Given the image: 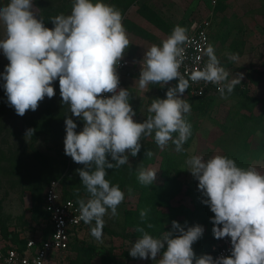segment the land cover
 Masks as SVG:
<instances>
[{"label":"clouds","instance_id":"obj_1","mask_svg":"<svg viewBox=\"0 0 264 264\" xmlns=\"http://www.w3.org/2000/svg\"><path fill=\"white\" fill-rule=\"evenodd\" d=\"M34 8L33 0H8L0 6V25L5 32L0 50L9 61L0 78L7 103L23 117L28 110L36 111L45 97L55 96L53 82L59 80L62 103L84 122L83 130L77 133L71 115L65 119L64 152L83 165L76 171L88 193L87 199L77 200L79 215L73 221L90 225L91 236L102 242L104 217L109 210L112 217L117 216V208L125 199L119 186L106 179V169L128 164L129 155L139 154L142 137L153 134L159 148L171 142L177 153L185 151L183 145L192 135L186 119L192 105L182 96L190 87L189 81L217 85L226 99L225 90L231 94L243 74L228 81L229 72L209 44L203 52L207 63L185 78L179 70L186 60V47L193 40L187 28L176 25L160 45L146 49L138 85L145 90L149 84L164 87L173 80L178 84L168 88L165 99H153L150 115L136 122L129 102L131 94L119 88L117 67L130 43L121 10L104 0H72L70 14L52 17L54 27L48 28ZM227 55L232 62L238 60L237 54ZM106 93L111 95H103ZM32 135L34 129H26L25 138ZM145 155L150 158L153 153L149 149ZM185 165L199 182L201 202L214 213V237H230L231 254L197 256L193 244L202 238L204 228L199 224L185 227L174 220L171 230L159 238L137 227L141 235L130 247V256L151 258L155 264H264V173L251 165L240 167L221 154L207 160L193 155ZM136 171L141 185H152L156 179L157 171L152 168L141 166ZM148 211H140L141 221ZM33 264H41V260Z\"/></svg>","mask_w":264,"mask_h":264},{"label":"rangeland","instance_id":"obj_2","mask_svg":"<svg viewBox=\"0 0 264 264\" xmlns=\"http://www.w3.org/2000/svg\"><path fill=\"white\" fill-rule=\"evenodd\" d=\"M155 1L104 0L105 3L115 5L116 8L120 9L123 15V25L130 24L129 26L132 28H134L133 22L125 18L130 8L137 7L135 8L136 12L141 14L145 8L154 7ZM190 1L191 5L187 2V11H190L193 21L207 15L215 19L218 27L212 26L210 34L212 39L219 38V34L220 38H223V32L219 33L218 30L223 31L226 28L222 30L219 29L220 26H234L229 29L233 40L230 41L231 38L229 37L221 40L222 45L220 46L225 51L221 60L233 67L229 69L237 71L229 73L232 76L231 79L237 78L239 72L243 74L241 81L249 82L248 96L253 99L244 100L237 92L226 93V99L218 96L215 99L201 100L190 96L188 93L186 98L183 97L192 105L187 118L190 119V124L194 126L191 128L193 129L192 135L183 145L185 151L177 153L171 142H169L170 146L167 145L170 147V152L178 154L176 162L167 169L172 173L171 177L178 179L182 186L176 199H173L174 202L176 200L177 202L182 200L187 202L188 184L194 188L193 184L198 183L185 165V160L188 157L198 155L207 160L216 154L224 155L223 152L226 149L239 148L241 151L237 145L243 147L245 139H247L250 148L257 147L264 141V0ZM93 2L95 3L96 0ZM160 2L167 5L168 0H160ZM7 3L8 0H0V6H5ZM33 3L38 18L39 16L42 17L45 26L48 28L54 27L51 22L52 17L61 13L68 15L72 7V0H33ZM157 3L159 4V2ZM180 4V0H178V3L171 4V8L176 9V5L181 7ZM134 15H136L135 12ZM4 35V28L0 25V39ZM133 48L129 44L127 51L129 50L128 55L131 56L134 66H136V63H141L135 61V57H133L135 53L130 52ZM148 48L150 47H143L144 53ZM229 53L239 54L238 60L230 61L227 55ZM132 60L130 59V61ZM8 63L9 61L3 55V51L0 50V73H3ZM135 79H137L136 84L129 88L131 89L129 90L131 94L130 103H144L158 93H162L161 87H156L155 93L152 94L154 88L152 89L149 85L147 89L141 90L138 85L139 77H135ZM58 82V79L53 82L54 88L59 87ZM3 83L4 81L0 78V231L3 234L6 232L14 233L18 235V240H24L28 237L39 239L45 237L50 228L43 210V196L52 179L58 177L65 179L64 185L61 183L64 197L70 196L76 201L81 198H88V193L76 171L83 165L75 163L64 152L65 119L71 114L69 106L62 103L60 92H56V99L52 105L54 122L50 125V129H47V121L41 120L39 121V123L42 122L40 128L43 129L39 132L38 128L34 131V135L25 138L26 129H34L33 125H28L30 117L27 113L23 117L17 115L14 108L8 105ZM135 91H137V96H135ZM156 98L165 99L166 97L161 94ZM236 102H239V107L236 106ZM134 111L136 112L134 117L136 122H143L149 116L147 110L138 108ZM36 114L39 117L38 111ZM246 115L249 116L246 118L244 117ZM71 118L77 124V133L82 131L84 122L74 115ZM173 135L175 137V134ZM227 144L229 147L223 148ZM141 145V150L137 156L129 155L128 164L118 169H106V179L112 185L119 186L122 184L121 191L124 192L125 199L117 208V216L112 217L109 210V214L104 217L105 227L102 242L92 237L90 225L84 224L72 237L70 247L65 254L64 264H102L103 258L109 256L116 258V264H124L125 259H134L128 251L138 238L132 235L134 229L126 225L124 212L127 208L135 210L139 191L132 187L129 175L131 171L136 172L137 168L141 166L156 168L157 171L162 169L166 162V159L161 161L162 157H158L163 149L155 143L154 134L152 137H142ZM149 149L152 153L155 151L154 158L157 162H150V159L146 157L145 153ZM109 159L111 158L109 157ZM250 165L264 173V153L258 158H250ZM68 175H71L70 181L67 179ZM119 176L123 177L120 182L116 179ZM164 179V174L157 172L156 185H161ZM155 183L153 182V184ZM174 183L171 182L170 186L176 187ZM129 189H131L130 192ZM94 224L93 221L92 226ZM122 239L127 241L128 251L123 249ZM206 254H209L208 251Z\"/></svg>","mask_w":264,"mask_h":264},{"label":"built area","instance_id":"obj_3","mask_svg":"<svg viewBox=\"0 0 264 264\" xmlns=\"http://www.w3.org/2000/svg\"><path fill=\"white\" fill-rule=\"evenodd\" d=\"M211 28L210 16L192 21L187 34L193 44L186 47V60L179 70L185 78H188L192 70L202 69L207 63L208 57L203 55V52L210 44ZM131 65L132 62L124 54L117 67L119 88L126 89L120 76L130 77ZM189 83L188 91L193 97L204 98L219 93L218 86L212 83ZM103 95L110 96L111 93ZM78 207L74 200L63 198L60 179H52L44 191V208L50 224L47 236L39 239L28 238L24 244L17 245L4 240L0 233V264H33L35 260H41V264H64L72 237L85 224L83 221H73L79 215ZM230 249V237L219 239L218 243L212 245L211 255L214 258L228 256L231 254Z\"/></svg>","mask_w":264,"mask_h":264},{"label":"trees","instance_id":"obj_4","mask_svg":"<svg viewBox=\"0 0 264 264\" xmlns=\"http://www.w3.org/2000/svg\"><path fill=\"white\" fill-rule=\"evenodd\" d=\"M219 60H220L221 65L226 69L228 64L225 62L223 63L221 59ZM234 72H237V71H234ZM240 73L241 72L237 74H240ZM231 78L232 76L229 74L228 81H231L232 80ZM58 86H59V82H58ZM249 87H250L249 82L246 83V82L241 81L240 83H237L235 85L233 92H237L242 98H244V100L249 101L250 99H253L252 97L248 96ZM54 89H55L54 97L52 98L45 97L39 103V107L36 110L39 112V117L37 116L38 113L36 114V111L28 110L26 112L30 117L28 121V125H31V126L33 125L34 131L39 128V132H40L43 129V128H40L41 126L40 124H42V122L39 123V121L41 120L47 121V124H48L46 125L48 126L47 129H50L51 127L50 125L52 124V122H54L53 121L54 113L52 111L53 110L52 105L54 104V101L56 99V92L58 93L60 92V87H55ZM226 93H227V90H225V94ZM218 96H221L220 93L210 95L207 98L201 97L198 99H201V100L215 99ZM235 104L237 107H239V102H236ZM248 116L249 115H246L244 117L247 118ZM187 121L190 123V119L187 118ZM191 126L193 128L194 125H191ZM244 144L245 145L243 147L239 146V144L237 145V147L241 148V151H239V148L231 149V150L226 149V151L223 153L229 158L234 159L238 166L246 168V166H249L250 158H258L264 153V141H262V143L259 146L254 147V148H250V145L247 142V139H245ZM169 146L165 147L160 154L162 156L161 161H164L166 159V162L165 164H163V168L160 171V173H163L165 176V179L161 185H156L155 181H154L155 184H152V185H148V186L141 185L137 179V171L136 172L131 171L129 175L130 181L132 183V187H135L139 191L138 202L136 204L135 210L127 208L125 209V212H124L125 222L127 223L126 225L134 229L132 233L134 237L139 238L141 235L139 232L136 231V228L144 227L145 230L149 232V234L158 238L165 231L171 230V222L174 220L178 221L182 226L187 227V223H185L187 222V213L189 212V210L187 209V206L182 203L176 207L171 206V201L176 198L182 186L178 182V179H175V177H171L172 173L167 169V167H171L178 159V154L170 152ZM226 147H229L228 144L225 145L223 148H226ZM251 154L252 156H249ZM154 155H155V151L153 155L149 158L150 162H153V161L157 162V160L154 158L155 157ZM58 178H60V183L64 185L63 182L65 179L64 178L61 179V177H58ZM121 178L123 177L119 176L116 179H118V181L120 182ZM67 179L70 181L71 175H68ZM171 182H175L174 184L176 185V187L170 186ZM198 183L195 185H198ZM119 188L120 190L122 189V184L121 185L119 184ZM187 194L191 197L193 201L195 200L194 202L195 214H193L194 218H199V220L205 224L209 223L210 222L209 218L211 217L213 213L211 212L209 206H206L201 202L202 195H201V192L198 190V186L197 188H195V186L194 188L192 186H189V188H187ZM62 196L63 198H70L77 203V201L70 196L64 197L63 194ZM161 208H166L167 211H163ZM143 209H149V211H148L147 218L144 221H141L140 211ZM43 210L48 220V213L46 212L44 208V196H43ZM207 219H208V222H207ZM148 224H152L154 225V227L148 228L147 227ZM0 233L2 235V238L8 242L13 241V242H18V243L22 242L23 244L25 243V241L23 242V240L21 239L18 240V237H17L18 235H15L14 233L6 232L5 234H3L1 231ZM69 247H70V243H69ZM210 252H211V247H210ZM116 263H117L116 258L114 256L103 258V262H102V264H116Z\"/></svg>","mask_w":264,"mask_h":264},{"label":"crops","instance_id":"obj_5","mask_svg":"<svg viewBox=\"0 0 264 264\" xmlns=\"http://www.w3.org/2000/svg\"><path fill=\"white\" fill-rule=\"evenodd\" d=\"M157 2H159V4ZM176 2L178 3V0H175V1L174 0H168L167 5H165L164 3H161L160 0H158V1L156 0L155 4H153L154 7L145 8L141 14H139V12H136L135 8H137V7H134V6L131 7L130 10L128 11L129 14L127 12V15L125 18L130 19V21L133 22V24H134V28L129 26L130 24L126 25L125 28H126L128 39L130 41L129 44H131V46L134 47L133 50L130 52L135 53L133 56V57H135L134 58L135 61L140 62L143 60L144 55H145V53H144L145 50L143 49V47H151L153 44L160 45L161 41L171 34L173 28L176 25H180L182 27H185L188 30L190 29V26H191V23L193 20H192L190 11H187V2L189 5H191V1L190 0H180V3H181L180 6L181 7H178V5H176L175 6L176 9L171 8V6H172L171 4H175ZM134 12L136 13V15H134ZM131 15H134V16L132 17ZM207 16H210V15H207ZM204 17H206V16H204ZM211 19H212V26L214 28H217L218 25H216L215 19L212 17H211ZM215 25H216V27H215ZM220 27H222V26H220ZM220 27H219V29H222V30L224 28H226L223 31H220L217 29L219 31V33L223 32V38H220V34H219V38L212 39L211 35H210V45H212L214 47L215 54L217 55L218 59H221L223 57V54L225 53V51L222 50V46H220V45H222L221 40L223 41L225 39H228V37L231 38L230 41L233 40L231 32L229 33V31H230L229 29L233 28L234 26L233 27L225 26L222 28H220ZM211 40L214 42H212ZM240 52H238V53H240ZM128 53H129V50L127 51V49H126L125 55L132 60L131 56H129ZM237 55L239 56V54H237ZM131 62H132L131 76L130 77H126V76H122V75L120 76L122 82L125 84L126 89H128V91L131 90L129 88H131L132 85L136 84L137 79H135V77H139L140 70L142 67L141 64H137V63L135 64L136 66H134L133 60ZM229 68H233V67L227 66V68H226L229 73H231V72L233 73L234 71H232ZM177 84H178V82L173 80V81L169 82L164 87L161 84H149V86L152 87V89L154 88L152 90V94L155 93L156 87H161L160 91H162V93H158V95L162 94V95H165V97H166V93L164 94V92H167L168 88L176 86ZM139 92H141V91H139ZM187 93L189 94L188 89L185 91L182 98L183 97L186 98ZM158 95L153 96L149 101L146 100V102H144V103H135L134 104L133 102H131L130 104L134 110H138V108H139L140 110H147L148 111V108L150 107L153 99H157L156 97ZM135 96H137V91H135ZM148 114L150 115L149 112H148ZM186 119H187V115H186ZM249 156H251V155H249ZM158 157H162V156L159 154ZM152 169L156 170V168H152ZM160 171H161V169L157 170V172H160ZM193 186H195V188H197L198 185L193 184ZM188 187H189V184H188ZM181 202H182V204L186 205L187 209L189 210V212L187 213V226H194V225L199 224L204 228V233H203L202 238L193 244L194 252L196 253L197 256H200L202 254H206L208 251V253L210 255V253H211L210 247H212L213 244L218 243V241H219V239H216L214 237V234L212 231L214 225L211 222V218L214 217V213L209 218L210 222L205 224V223L201 222L199 220V218H194V216H193V214H195V206H194L195 200L193 201L191 199V197L187 194V202H186V200H184V201L182 200ZM181 202H177V200H176V202H174L172 200L171 206L176 207L179 204H181ZM199 202H200V200H199ZM162 210L167 211L166 208H164V209L162 208ZM207 222H208V219H207ZM46 236H47V234H46ZM160 236H162V234ZM28 238H32V237H28ZM28 238L24 239L23 242L26 241ZM41 238H44V237H41ZM11 242H13V241H11ZM121 242H122L121 245L123 246V249H126L125 251H128L127 250L128 249L127 248L128 247L127 241L122 239ZM204 242H205V244H204ZM13 243L17 244V245L23 244L22 242H19V243L13 242ZM205 247H207V249H205ZM120 252L123 253V251H120ZM128 252H126V253L128 254ZM123 263L124 264H155V261H153L151 258H149L147 260L140 259V258H134L133 260L125 259L123 261Z\"/></svg>","mask_w":264,"mask_h":264}]
</instances>
